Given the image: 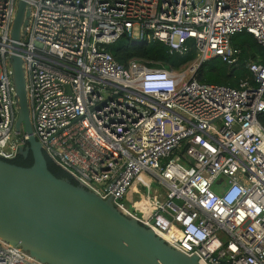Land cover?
Here are the masks:
<instances>
[{
    "label": "built area",
    "instance_id": "1",
    "mask_svg": "<svg viewBox=\"0 0 264 264\" xmlns=\"http://www.w3.org/2000/svg\"><path fill=\"white\" fill-rule=\"evenodd\" d=\"M19 2L0 0V157L29 137L16 128L19 51L49 160L201 264H264V65L249 62L255 83L240 88L195 78L206 59L238 62L237 33L264 45V0H26L16 44ZM125 35L181 55L193 43L198 58L178 72L124 65L106 45ZM0 264L43 263L0 239Z\"/></svg>",
    "mask_w": 264,
    "mask_h": 264
},
{
    "label": "water",
    "instance_id": "2",
    "mask_svg": "<svg viewBox=\"0 0 264 264\" xmlns=\"http://www.w3.org/2000/svg\"><path fill=\"white\" fill-rule=\"evenodd\" d=\"M26 0H20L13 24L15 43L27 24ZM19 98L16 128L29 134L19 155L33 154L31 166L0 157V239L21 247L43 264H201L169 245L154 229L124 213L70 178L58 177L33 134L23 58L11 55Z\"/></svg>",
    "mask_w": 264,
    "mask_h": 264
},
{
    "label": "trees",
    "instance_id": "3",
    "mask_svg": "<svg viewBox=\"0 0 264 264\" xmlns=\"http://www.w3.org/2000/svg\"><path fill=\"white\" fill-rule=\"evenodd\" d=\"M232 45L240 50L239 60L236 64H230L221 57L216 56L201 62L195 78L206 84H220L233 88H240L242 81L254 84V76L248 67L249 62H258L264 65V45L249 32L235 34L231 39ZM106 49L111 52L121 64L128 65L131 60H138L150 67H165L179 70L186 64L194 62L198 58V52L193 43L185 55L172 52L168 45L160 40H150L137 44L131 37L125 35L113 43L107 44ZM260 121L264 124V112L259 114ZM12 163L31 166L34 162L33 154L27 158L18 155L10 159ZM50 170L58 177L70 178L71 176L61 167L49 160Z\"/></svg>",
    "mask_w": 264,
    "mask_h": 264
},
{
    "label": "rangeland",
    "instance_id": "4",
    "mask_svg": "<svg viewBox=\"0 0 264 264\" xmlns=\"http://www.w3.org/2000/svg\"><path fill=\"white\" fill-rule=\"evenodd\" d=\"M191 63H189V64H186V65H184L183 67H181L182 69H185V68H187L189 65H190ZM180 70V69H179ZM179 70H174L175 72H178ZM156 187V185L154 184L153 185V189ZM152 189V190H153ZM144 191H146V192H149L150 190L149 189H143Z\"/></svg>",
    "mask_w": 264,
    "mask_h": 264
},
{
    "label": "flooded vegetation",
    "instance_id": "5",
    "mask_svg": "<svg viewBox=\"0 0 264 264\" xmlns=\"http://www.w3.org/2000/svg\"><path fill=\"white\" fill-rule=\"evenodd\" d=\"M28 157V156H27ZM27 157H25V158H27Z\"/></svg>",
    "mask_w": 264,
    "mask_h": 264
}]
</instances>
